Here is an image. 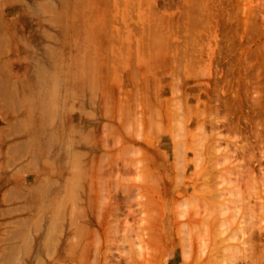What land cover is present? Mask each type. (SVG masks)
Returning <instances> with one entry per match:
<instances>
[{
	"label": "rangeland",
	"instance_id": "1",
	"mask_svg": "<svg viewBox=\"0 0 264 264\" xmlns=\"http://www.w3.org/2000/svg\"><path fill=\"white\" fill-rule=\"evenodd\" d=\"M184 49L192 52H189L191 55H186L188 52ZM184 52L186 58L182 56ZM172 54L177 56V60L173 56L170 62L168 57ZM173 73L177 85L180 84L178 89L188 95L182 93L184 99L179 97L180 91L175 93V97L172 96V90L177 89H171V84L176 85L175 81L170 82L173 81ZM256 74L259 78H255ZM263 74L264 0H0V264H114L111 261L117 264H151L153 261L154 264H213V255H217L221 263L223 260H232L231 264H264V250L261 248H264V229H261L262 232L258 229V226H264V207L260 204L264 200V183L261 182V192H257L259 188L252 190L253 194L250 193V187L255 189L260 186V181L264 182V156L260 157L263 149L260 144L264 143L263 125L261 127V124L259 126L256 123L247 126L246 121L241 119L244 130L249 133H245L247 136L253 137L259 132L255 139L248 136L249 140L240 139L241 144L238 143H247V152L251 150L255 153L252 157L254 160H249V164L252 163L250 165L257 166L251 167L254 168L253 172L238 175V171L230 168L234 171L233 175L231 172L229 176L228 171H225L229 183L222 180L226 178L222 172L212 173L214 183L212 179L203 181L197 174V170L211 163L210 156L214 165L211 163L209 166L215 167L219 160L221 163L219 161L216 167L224 165V161L219 158L221 154L217 155L215 150H212L213 155L211 152L210 155L206 153L207 135H210V142L206 143L208 146L219 141L222 148L227 141L228 145L226 143L221 152L230 149L228 146L231 145V150H238L233 141L228 142L224 137L216 140L215 134L212 135L217 130H220L218 132L221 135L223 133L222 136L231 132L227 126H222L226 115L236 119L239 115L247 114L248 118L255 116L257 120H263ZM247 75L250 79L246 82ZM228 77L232 79L229 78V81ZM147 79L149 82L146 84ZM238 81L240 83L237 86ZM154 83L158 91L161 89L159 92ZM216 83L222 95L215 91ZM255 83L259 84L254 86ZM223 94L228 97L223 99ZM252 95H256L254 99ZM150 96L158 97L159 103ZM170 96L176 98L175 101L179 97L182 103H175ZM146 98L159 107L156 104L149 107L152 102ZM256 98L261 99L256 108L259 113L256 109L253 111V106L249 108ZM189 104L193 108L186 107ZM145 105L150 108L147 107L148 111ZM184 105L189 112L186 110V114L183 111L186 115L183 114L179 119L188 121L183 122L189 128L185 153L188 158L185 160L184 176L182 174L178 179L173 167L171 130L172 126L176 130L179 128L177 122L173 123L176 120L172 119L173 116L171 118V114L179 109L181 111L178 108L181 106L185 110ZM227 106L231 108L227 109ZM246 107L252 112L247 113ZM152 111H155L153 117ZM210 117L215 122H208ZM145 118L149 124L143 127L141 122ZM219 123L224 132L219 128ZM199 124L205 125L204 130H198L201 134L197 133ZM186 128L181 129L182 135ZM196 141H199L197 145L202 151V158L197 151ZM194 151L197 152L194 154ZM214 155L219 156L218 161ZM256 155L261 162L255 158ZM196 156H199V161H195ZM205 156L207 159H203ZM198 162L200 167L197 166ZM225 163L228 164L227 161ZM259 166L263 168L258 170ZM219 168L226 170L223 166ZM254 172L258 178L253 176ZM216 174H220L221 179ZM249 174L256 179L252 178L251 181L252 176ZM237 175L240 179L235 177ZM140 176L142 179L139 180ZM144 176L148 179L144 181L145 185H149H142ZM235 179L239 183H234ZM257 179L259 181H254ZM220 180L224 183H217ZM177 182L183 185L179 186ZM233 183L241 186L239 188L236 185L238 189L231 194L228 188ZM184 185L189 189L180 192ZM204 187L220 190L228 198L243 197L254 213L263 210V218L260 221L258 216L254 217L255 214H246L245 221L240 224L245 229L250 227L247 230L249 234L244 232L245 229H238L226 243L229 248L222 246L214 253L212 242L209 241L211 236L202 240L205 244L207 240L210 242L204 247L202 241V245H199L197 240L200 239L193 233L192 253L188 255L191 258L184 259L179 235L172 232L171 216L178 200ZM237 191L242 193L239 195ZM140 194L142 196L138 197ZM145 199L151 209L147 211L144 208L142 213L140 203ZM238 202L231 200V208L226 211L232 212L235 206H239ZM255 203L259 204L258 207ZM127 204L130 209L133 208L130 213ZM152 210L159 217L156 227L162 229L158 236L162 239L159 241L157 237L154 243L146 235L149 234L147 228L143 229L146 225L142 227V218L148 216L149 212L151 214ZM140 212L143 216L139 220ZM97 217L102 218L100 220ZM226 228L228 230L230 227ZM223 233L220 235L229 234ZM244 234L246 237L250 235L249 240L253 235L257 239L262 236L259 240L263 241V245L261 241L258 242V245H262L259 247L261 250L254 242L259 241L255 237L250 240L252 244H248L257 246L254 247L259 254L256 250L252 251L254 247L242 246L241 241L246 238ZM149 244L152 245L147 249ZM155 246L159 254L152 261V254L148 257L147 254L153 252ZM200 246L207 253V257L204 255L202 259L200 256L204 252ZM246 248L251 251L245 252ZM141 252L147 260L151 259L149 263L144 260L146 257L141 258Z\"/></svg>",
	"mask_w": 264,
	"mask_h": 264
},
{
	"label": "bare ground",
	"instance_id": "2",
	"mask_svg": "<svg viewBox=\"0 0 264 264\" xmlns=\"http://www.w3.org/2000/svg\"><path fill=\"white\" fill-rule=\"evenodd\" d=\"M196 22V21H195ZM166 38H168V37H166ZM165 38V39H166ZM175 45V44H174ZM173 45V46H174ZM189 49V48H188ZM188 49H186V50H188ZM176 50H177V48H176ZM185 50V49H184ZM183 50V51H184ZM186 50H185V52H186ZM191 50V49H190ZM179 52V51H178ZM181 52V51H180ZM183 53V55L182 56H184V54H186V53ZM190 52V51H189ZM187 53L186 55H188V54H190V53H192V52H190V53ZM174 53H175V51H174ZM176 54V53H175ZM175 54H172V56L169 58L168 57V60L169 59H171L173 56H174V59H175V57L177 58V56H175ZM180 54H182V52L180 53ZM179 54V55H180ZM185 55V56H186ZM191 55V54H190ZM182 56H180V57H182ZM183 57V58H186V57ZM192 56H194V54H192ZM179 57V59H182V58H180ZM190 57V56H189ZM191 58H193V57H191ZM173 59V58H172ZM172 59L171 60H169L170 62L172 61ZM175 60H177V59H175ZM175 60H173V62L175 61ZM183 60V59H182ZM184 61V60H183ZM177 63V62H176ZM178 65H179V63H177ZM176 64V65H177ZM183 63H181L180 65H182ZM145 65H147V64H145ZM217 67V66H216ZM235 68V67H234ZM238 68V67H237ZM241 68V67H240ZM230 70H231V68H229ZM174 70V69H173ZM175 70H176V68H175ZM174 70V71H175ZM178 70V69H177ZM214 70H215V68H214ZM213 70V71H214ZM218 70H220V69H218ZM229 70V71H230ZM237 70V69H236ZM239 70V69H238ZM216 72H218L217 71V69L215 70ZM216 72H215V75H216ZM220 72H221V70H220ZM219 72V73H220ZM234 72V71H233ZM219 73H217V74H219ZM226 74V73H225ZM243 74V73H242ZM257 74H258V72H257ZM256 74V77L255 78H257L259 75H257ZM233 75V74H232ZM244 75V74H243ZM246 75V74H245ZM264 75V74H263ZM220 76V75H219ZM249 75H247V79H246V82H247V80H248V77ZM174 77H175V75H174V73H173V81H170V82H174L175 81V79H174ZM177 77V76H176ZM218 77V76H217ZM237 77V76H236ZM253 77V76H252ZM219 78H221V77H219ZM229 78L230 77H228V80H229ZM245 78H246V76H245ZM254 78V79H255ZM259 78V77H258ZM261 78V77H260ZM263 78V77H262ZM227 79V78H226ZM232 78H230V80H231ZM243 79V78H242ZM250 79V78H249ZM221 80V79H220ZM224 80V79H223ZM227 80V81H228ZM229 80V81H230ZM236 80H239V79H237L236 78ZM225 81V80H224ZM223 81V82H224ZM226 81V82H227ZM229 81H228V83H229ZM252 81V80H251ZM255 81V80H254ZM257 81H258V79H257ZM147 82H149V80L147 79V81H146V84H147ZM213 82H216V81H213ZM219 82V81H218ZM256 82V81H255ZM144 83V82H143ZM155 83H157V82H155ZM155 83H154V87H155ZM174 83H176V81L174 82ZM173 83V84H174ZM179 83V82H178ZM238 83H240L239 81L236 83V85L238 86ZM244 83V82H243ZM242 83V84H243ZM253 83V82H252ZM251 83V84H252ZM149 84V83H148ZM162 84V83H161ZM246 83H244V85H245ZM248 84V83H247ZM250 84V85H251ZM259 84V83H258ZM258 84H256L255 83V85L254 86H256V85H258ZM145 85V84H144ZM159 86H161L160 85V83L158 84ZM176 85H177V83H176ZM176 85H173L172 86V84H171V89L172 88H174V87H177V89H175V90H177V91H175L174 89L172 90L173 92H174V95L172 94V96H174L175 97V93H179V91H180V95H183V96H180L179 94V97H182V99H184L183 97H184V94H186L185 96H188L187 95V93H185V92H182L181 90L182 89H178V88H180V87H178V85H180V84H178L177 86ZM215 85H217L216 87H215ZM213 87H215L216 89H215V91L217 90V87L219 88V86H218V84L216 83ZM231 85H232V83H231ZM243 85V86H244ZM260 85H261V83H260ZM164 86V85H163ZM248 86V85H247ZM252 86V85H251ZM261 86H264L263 85V83H262V85ZM149 87H150V85H149ZM149 87H147L146 86V88L148 89ZM153 87V86H152ZM156 87H157V85H156ZM156 87H155V89H156ZM212 87V88H213ZM250 87V86H249ZM253 87V86H252ZM252 87H250V88H252ZM161 88V87H160ZM182 88V87H181ZM197 88H199V87H197ZM211 88V89H212ZM247 88V87H246ZM146 89V91H148ZM222 89H224L223 87H222ZM264 89V88H263ZM154 90V89H153ZM152 90V91H153ZM157 90V89H156ZM161 89H159V91H160ZM165 90V89H164ZM245 90V89H244ZM250 90V89H249ZM158 91V90H157ZM157 91L155 92V90L153 91V92H155L156 94H157ZM158 91V92H159ZM167 91V90H166ZM171 91V92H172ZM215 91L213 92L214 94H216L215 93ZM218 91V93H219V90H217ZM221 91V90H220ZM247 91V90H246ZM245 91V92H246ZM142 92H143V89H142ZM210 92V91H209ZM208 92V93H209ZM233 93H234V91H232ZM149 93V92H148ZM161 93V92H160ZM182 93H184V94H182ZM195 94H196V92H194ZM198 93H199V91H198ZM217 93V94H218ZM144 94H146L147 95V93H144ZM143 94V95H144ZM152 94V93H151ZM200 94V93H199ZM198 94V95H199ZM216 94V95H217ZM231 95H232V93H230ZM235 94V93H234ZM243 94H245L244 92H243ZM247 94H249L248 93V91H247ZM247 94H246V98H247ZM261 94V93H260ZM262 94H263V92H262ZM262 94H261V98H262ZM177 95V96H178ZM197 95V96H198ZM216 95L214 96L215 98H216ZM218 95H222V91H221V94L219 93ZM224 95V94H223ZM264 95V94H263ZM142 96V95H141ZM157 96H159V93H158V95ZM156 96V97H157ZM162 96V95H161ZM167 96V95H166ZM172 96H170L171 97V99L175 102V103H178V104H180V103H182V99H181V101H179L178 99H179V97H177L178 99L175 101L174 99H176V98H174V97H172ZM196 96V95H195ZM213 96V95H212ZM211 96V97H212ZM235 96H238V95H234V97ZM253 96V95H252ZM256 96V95H255ZM255 96H253L252 97V99H254L255 98ZM143 97V99H144V96H142ZM151 97V99L153 98L152 96H150ZM154 97H155V95H154ZM202 97V96H201ZM213 97V98H214ZM225 95H224V97H223V99H225ZM228 97V96H227ZM226 97V98H227ZM244 97V96H243ZM160 98V97H159ZM198 98H199V96H198ZM197 98V99H198ZM204 98V97H203ZM218 98H220V96L218 97ZM222 98V97H221ZM232 98V97H231ZM150 99V98H149ZM148 99V100H149ZM153 99H156V100H158V103H159V99H158V97L157 98H153ZM186 99H188L187 97H186ZM185 99V101H187ZM244 99H245V97H244ZM244 99H241V100H244ZM146 100H147V98H146ZM147 100V101H148ZM155 100V101H156ZM163 99L161 98V101H162ZM165 100V99H164ZM171 100V101H172ZM189 100V99H188ZM215 100V99H214ZM227 100V99H226ZM231 100V99H230ZM240 100V99H239ZM144 101V100H143ZM160 101V102H161ZM172 101V103H174ZM178 101V102H177ZM192 101V100H191ZM197 101V100H196ZM199 101V100H198ZM197 101V102H198ZM207 101V100H206ZM210 102H211V99L209 100ZM221 101V100H220ZM247 101V100H246ZM245 101V102H246ZM249 101V100H248ZM144 102H146V101H144ZM143 102V103H144ZM149 102H152V103H150V105H149V107L150 106H153L154 104H156V103H154L153 104V101H151V100H149ZM148 102V103H149ZM157 102V101H156ZM164 102V101H163ZM180 102V103H179ZM196 102V103H197ZM209 102V103H210ZM239 102V101H238ZM260 102H261V99H259V98H256L255 99V101L254 102H252L253 103V105H250L249 106V108L250 109H252V106H253V111H254V109H256L257 108V106L260 104ZM147 103V104H148ZM162 103V102H161ZM198 103H200V102H198ZM208 103V102H207ZM212 103H214V102H212ZM264 103V102H263ZM263 103H262V105H263ZM144 104H146V103H144ZM144 104H143V106H144ZM165 105V103H162V105ZM168 104V103H167ZM178 104H176V105H178ZM193 104V103H192ZM216 104V103H215ZM217 104H219V102L217 103ZM225 104H226V102H225ZM250 104V103H249ZM249 104H247L246 103V105H249ZM258 104V105H257ZM233 105V104H232ZM237 105H238V103H237ZM261 105V106H262ZM155 106H158V104H156ZM180 106V105H179ZM186 105H184V107H185ZM188 106H190V104L189 105H187L186 107H188ZM198 106V105H197ZM206 106V105H205ZM220 106V105H219ZM222 106V105H221ZM225 106V105H224ZM223 106V107H224ZM145 107H146V105H145ZM147 107H148V105H147ZM147 107L145 108L146 110H147ZM148 107V109H150ZM159 107V106H158ZM160 107H162L163 108V106H160ZM165 107H167V106H165ZM165 107H164V109H165ZM169 107V106H168ZM173 107H175V104L173 105ZM178 106H176V108H177ZM185 107V108H186ZM190 107H192L193 108V106H190ZM190 107H188V108H190ZM229 107L230 106H227V109H229ZM248 107V106H247ZM245 108L246 110H247V113L250 111V112H252L251 110H249V108ZM264 107V106H263ZM156 108V107H155ZM176 108H174L173 110H175ZM178 108H181V111H180V109H179V111L181 112V114H179L180 112L178 111L177 112V110L175 111V113L173 114H171V118H172V116H173V118L172 119H174V120H176V121H174L173 123L175 124L176 122H177V124H178V128L179 129H175L173 126H172V128H173V130H171L172 132V134H171V138H172V140L171 141H173L172 143H173V154H174V163H173V167H174V171H175V176L179 179V177L185 172V167H186V165L187 164H185V163H187L185 160H186V139H187V137H188V135H189V128H188V130H186L187 128H186V126L183 124V122H188V121H186V119H184V120H180L179 118H182V115L183 114H185V113H182L183 111H186L187 110V108L184 110V108L181 106V107H178ZM177 108V109H178ZM182 108H183V110H182ZM191 108V109H192ZM194 108H195V106H194ZM197 108V107H196ZM201 108V107H200ZM217 108V107H216ZM216 108H215V110H216ZM225 109H226V107H224ZM231 108V107H230ZM157 109V108H156ZM161 109V108H160ZM164 109H162V110H164ZM217 109H219V108H217ZM238 109V108H237ZM143 108H142V112H143ZM152 110V109H151ZM153 110H155V109H153ZM159 110V109H158ZM172 110V111H173ZM196 110V109H195ZM258 110H260L259 108H258ZM148 111V110H147ZM161 111V110H160ZM171 111V110H170ZM188 111V110H187ZM186 111V114L189 112H187ZM201 111V110H200ZM210 111V110H209ZM225 111H227V110H225ZM256 111H257V109H256ZM262 111L264 112V109H262ZM155 113V111H152L151 113ZM162 112H164V111H162ZM168 112H169V110H168ZM193 112V111H192ZM217 112V111H216ZM220 112V111H219ZM228 112H229V110H228ZM258 112V111H257ZM151 114L152 115V117H153V115H155V114ZM165 113V112H164ZM166 113H167V111H166ZM259 113V112H258ZM146 114V113H145ZM185 114V115H186ZM192 115H193V113H191ZM196 114V113H195ZM205 114V113H204ZM203 114V115H204ZM207 114V113H206ZM205 114V115H206ZM215 114V113H214ZM218 114V113H217ZM220 114V113H219ZM264 114V113H263ZM160 115V114H159ZM180 115V116H179ZM184 115V116H185ZM192 115H190V116H192ZM198 115H200V113L198 114ZM202 115V117H204ZM226 115V114H225ZM245 115V114H244ZM247 115V114H246ZM246 115L245 116H243V115H239V116H237V118L236 119H234L235 117H232V116H227L226 115V117H224L225 118V124H222V126H223V128H224V125H225V127L226 128H228L229 130H231V132L230 133H228V134H226L225 135V133H224V136H222L223 135V133H222V135H221V132H218V131H220V130H217V134L216 133H213L212 135H214L215 134V137L214 136H212V137H214L216 140L217 139H220V138H226V139H228V142L231 140V141H233L234 142V144L238 147V148H236V149H240V151H238V150H236V152H235V149L234 150H231L232 149V145L231 146H228V147H230V149L228 148H225V149H227V150H224V152H221L220 150H222V148H224V147H226V143H227V141H226V143H225V146L224 145H222V146H224V147H220L219 146V141H218V144L217 143H215V144H213V143H211V145L209 144V146L206 144L209 140V136L207 135V137L206 138H208V139H206L205 137V139L207 140V142L205 143V145L207 146V148H206V153L208 154V155H210L212 152L214 153V151H212V150H215L216 152H218L217 153V155L218 154H221V156L219 157L221 160H223L224 161V165L226 164L225 162L227 161V163L228 164H226L225 166L224 165H221L220 164V166H223L224 168H226V170L225 169H223L222 170V168H219L220 166L218 165V167H216L217 166V164H218V162L220 161L219 159V161L217 160V158L218 157H216L215 155V159L218 161V162H216V166L214 167V166H212V165H214V161L213 160H211L210 158H211V156H210V158H209V160H210V162L212 163V165H210L209 166V164H211V163H209L208 164V166H206L205 168H201L200 170H197V174L202 178V180L204 181H210L212 178H211V176L213 177V179H214V175H212V173L213 174H215V172H217L218 171V173L220 172H222V175L223 176H225L226 175V172L225 171H228L227 173H228V175H229V173H231L232 175H233V172L234 171H232V169L234 170L235 169V171L237 172L236 174H244L245 172H247L248 171V173H251V172H253V169L254 168H251V167H253L252 165H250V164H252V163H250L249 164V160L253 157L254 158V154L255 153H253V151H248L247 152V147H246V145L245 144H247V143H245L244 145H239V144H241L240 143V139H245V140H247L248 139V136H249V138H254L255 137V135L257 134H255V135H253V137H250V135H248L247 136V134H249L248 133V131H246V129L244 130V128H243V125H242V123H241V119H244L245 121H246V123H247V126H248V124L249 125H252V124H254V125H256V123H259L258 125L260 126V124H261V127H262V125H263V128H264V118H263V120H257L256 118H255V116L254 117H250V118H248V117H246ZM255 115V114H254ZM162 116V115H161ZM166 116V115H165ZM188 116V115H187ZM186 116V117H187ZM197 116V115H196ZM223 116V115H222ZM247 116H249V115H247ZM250 116H251V113H250ZM261 116H262V114H261ZM264 116V115H263ZM148 117V116H147ZM151 116H149V118H150ZM213 117V116H212ZM212 117H210L211 119H210V121H208V122H211V120H213L214 118H212ZM218 117V116H217ZM159 118V117H158ZM162 118V117H161ZM200 118V117H199ZM198 118V119H199ZM151 119V118H150ZM153 119V118H152ZM170 119V118H169ZM197 119V118H196ZM197 119V120H198ZM203 119V118H202ZM219 119H221V118H219ZM147 119L145 118V120L143 121V122H141V123H143L142 124V126L144 127V125H148L149 124V121L147 120ZM161 120H163V119H161ZM178 120V121H177ZM188 120V119H187ZM196 120V121H197ZM199 120H201V118L199 119ZM215 120V119H214ZM213 120V121H214ZM146 121V122H145ZM171 121H173V120H171ZM248 121L251 123H248ZM163 122V121H162ZM204 122V121H203ZM205 122H207L206 120H205ZM205 122H204V124H205ZM215 122V121H214ZM216 122H218V118L216 119ZM220 122V121H219ZM170 123V122H169ZM153 124V123H152ZM189 124V123H188ZM203 124V125H204ZM207 124V123H206ZM208 124H210V125H213V124H211V123H208ZM132 125V124H131ZM151 125V124H150ZM182 125H184V127L186 128L184 131H183V135H182V130L184 129V127H182ZM187 125V124H186ZM200 125V124H199ZM202 124L200 125V126H198L197 127V133H200L201 134V132L200 131H198V130H200V129H202V130H204V127H205V125L203 126ZM220 125V123L218 124V126ZM190 126V125H189ZM195 126V125H194ZM221 125H220V127L219 128H221L222 127ZM246 126V127H247ZM151 127V126H150ZM149 127V128H150ZM152 127H153V125H152ZM192 127V126H191ZM211 127V126H210ZM245 127V126H244ZM250 127V126H249ZM252 127V126H251ZM261 127L259 128L258 127V129H261ZM199 128V129H198ZM213 128V127H212ZM223 128H221L222 129V131H223ZM253 128V127H252ZM252 128H250V129H252ZM182 129V130H181ZM254 129H257V128H254ZM149 130V129H148ZM206 130H209L208 128L206 129ZM205 130V131H206ZM212 130V129H211ZM211 130H210V132H211ZM214 130H215V128H214ZM247 130H248V127H247ZM263 130V129H262ZM261 130V131H262ZM163 131V130H162ZM227 131V130H226ZM232 131L234 132V134L235 135H232L233 133H232ZM257 130H255V132H256ZM147 132V131H146ZM213 132V131H212ZM215 132V131H214ZM224 132V131H223ZM250 132V131H249ZM258 132V131H257ZM194 133V132H193ZM195 133H196V131H195ZM232 133V134H231ZM245 133H247V134H245ZM252 133H254V132H252ZM147 134V133H146ZM161 134V133H160ZM160 134H159V137H161L160 136ZM231 134V135H230ZM258 134H259V132H258ZM258 134H257V136L256 137H258ZM158 135V134H157ZM264 135V134H263ZM196 136H197V134H196ZM259 136H261V134L259 135ZM159 137H157V138H159ZM263 137V136H262ZM262 137H260V139L262 140L263 138ZM152 138V137H151ZM197 138H198V136H197ZM195 140H196V138H194ZM201 139H202V136H201ZM200 139V140H201ZM204 139V140H205ZM211 139H213V138H211ZM210 139V140H211ZM255 139V138H254ZM257 140H258V138H256ZM169 140V139H168ZM188 140V139H187ZM244 140V141H245ZM249 140V139H248ZM192 142H194V140H191ZM203 141V140H202ZM213 140H211V142H212ZM220 141H222V140H220ZM254 141V140H253ZM199 142V141H198ZM198 142L196 141L195 143H196V145L198 144ZM203 142H205V141H203ZM210 142V141H209ZM208 142V143H209ZM215 142V141H214ZM249 142V141H248ZM251 142H252V140H251ZM256 142V141H255ZM254 142V143H255ZM151 143V142H150ZM202 143V142H201ZM200 143V147H202L201 144ZM239 143V144H238ZM257 143V142H256ZM156 144V143H155ZM163 144V143H162ZM229 144H231V143H229ZM233 144V143H232ZM260 144V143H259ZM264 143L262 142V144H260L261 146H263L262 148L264 149V145H263ZM167 145V144H166ZM195 145V146H196ZM227 145H228V143H227ZM199 145H197V151H198V153H200L199 155H200V157H201V152H200V149H199V147H198ZM257 146H259V145H257ZM191 147V146H190ZM192 147H193V145H192ZM219 147H220V149H219ZM248 147H249V145H248ZM255 147H256V145H255ZM255 147H253V148H255ZM138 148H140V147H138ZM193 148H195V147H193ZM192 148V149H193ZM258 148H260V147H258ZM196 149V148H195ZM199 149V150H198ZM201 149H203V148H201ZM256 149V148H255ZM261 149V148H260ZM262 149V151H261V155L262 156H260V157H263L264 156V150ZM168 150V149H167ZM203 150H205V147H204V149ZM231 150V151H230ZM144 151V150H143ZM166 151V150H165ZM189 151V150H188ZM197 151H194V154H195V152H197ZM221 153H220V152ZM145 152H146V150H145ZM160 152V151H159ZM204 152V151H203ZM211 152V153H210ZM215 152V153H216ZM237 152H241V153H239V154H241V156L239 157V155L237 154ZM147 153V152H146ZM213 153L211 154V155H213ZM198 155V154H197ZM237 155H238V157H237ZM258 155V154H257ZM255 156V158L257 159V157L258 156ZM141 156V155H140ZM146 157V156H145ZM149 157V156H148ZM199 157V156H198ZM197 156H196V158L195 159H197V160H195V161H199V158H198ZM207 156H205L203 159H207L206 158ZM223 159H222V158ZM260 157H258V158H260ZM188 158V157H187ZM202 158V157H201ZM212 158H213V156H212ZM236 158V161L234 162V159ZM237 158H239V159H237ZM252 158V159H253ZM154 158L152 157V160H153ZM150 160H151V158H150ZM215 160V161H216ZM254 160V159H253ZM257 160H259V159H257ZM264 160V159H263ZM213 161V162H212ZM251 161V160H250ZM260 162L262 161V160H259ZM153 162H155V161H153ZM209 162V161H208ZM253 162V161H252ZM151 163L152 162H150V165H151ZM219 163H221V161L219 162ZM229 163H231L233 166L232 167H230L229 165H231V164H229ZM248 163V164H247ZM254 163V162H253ZM128 165L129 164H131V163H127ZM142 164H143V162H142ZM196 164V163H195ZM145 165H146V163H145ZM150 165H148V166H150ZM154 165V164H153ZM199 165V162H198V164H197V166ZM250 165V166H249ZM126 166V165H125ZM147 166V165H146ZM152 166V165H151ZM201 166H202V164H201ZM145 167V166H144ZM199 167H200V165H199ZM254 167H257V166H254ZM260 167L261 166H259V168H258V170L260 169ZM198 168V167H197ZM230 168H232V169H230ZM261 168H263V166L261 167ZM147 169V168H146ZM216 170V171H215ZM263 170V169H262ZM147 171H149V170H147ZM255 171V170H254ZM144 172V171H143ZM223 172H225V173H223ZM261 172V171H260ZM260 172H259V175H261L260 174ZM264 172V171H263ZM156 173V172H155ZM256 172H254L253 173V176L254 177H256V175H254ZM238 174V175H239ZM140 175V174H139ZM168 174L166 173V176H167ZM217 175V174H216ZM215 175V176H216ZM235 176L236 178H238V179H240L239 177L240 176ZM171 176V175H170ZM183 176H184V174H183ZM218 176L220 177V179H221V176H220V174H218L216 177L218 178ZM230 176V175H229ZM228 176V177H229ZM249 176H252V175H250L249 174ZM251 177V181L253 180L252 178H254V177ZM159 177V176H158ZM169 176H167L166 178H168ZM226 178L224 179V177L222 178V180H224V182L226 183V182H228L229 183V180L227 179L228 177L227 176H225ZM242 177V176H241ZM261 177V176H260ZM260 177H259V179H260ZM155 178V177H154ZM161 178V177H160ZM210 178V179H209ZM234 178V176L232 177V179ZM256 178H258V177H256ZM256 178H254V179H256ZM140 179H142V177L140 176V178H139V180ZM212 179V181H213V183L215 182L214 180ZM242 179H244V178H242ZM250 179V178H249ZM126 180H127V178H126ZM148 179L144 176L143 177V184L142 185H144V186H146L148 183H146V185H145V182L144 181H147ZM217 180H219V179H217ZM216 180V181H217ZM226 180V181H225ZM228 180V181H227ZM261 180H263V179H261ZM186 181V180H185ZM221 181V180H220ZM217 182V183H224L223 181H221V182ZM232 181V180H231ZM230 181V182H231ZM233 181H234V179H233ZM237 180L235 179V182L234 183H237L236 182ZM254 181H259L258 179L257 180H254ZM154 182V181H153ZM200 182H201V180H200ZM261 182L262 183H264L263 181H260L259 182V184H260V186H256V187H258V188H256L254 185H255V182H252V183H254V187H255V189H251V187H250V193L251 194H253L252 193V190H256V189H259L257 192H259L260 190H262L261 189ZM232 183V182H231ZM233 183V185L231 186V185H229L230 186V188H228V189H230L229 191H230V193L232 192L233 193V191L235 190V192H236V190L238 189V187H236V185H238L239 186V184H234ZM239 183V182H238ZM249 183H251V182H249ZM177 185H179L180 186V184H182V182H177L176 183ZM202 184V183H201ZM200 184V185H201ZM212 184V183H211ZM149 185V184H148ZM183 185V184H182ZM195 185V184H194ZM198 186V185H197ZM217 185H213V187H216ZM227 186V185H226ZM241 186V185H240ZM240 186H239V188H240ZM128 187H130V186H128ZM127 186H126V188H128ZM188 186L186 185H184L183 186V189H182V187H181V190H180V192H182L183 190H185L186 188H187ZM132 188H134V187H132ZM131 188V189H132ZM140 188V187H139ZM139 188H137V189H139ZM176 188V187H175ZM179 188V187H178ZM224 188V187H223ZM225 188H227V187H225ZM237 188V189H236ZM253 188V187H252ZM146 189V188H145ZM144 189V190H145ZM180 189V188H179ZM179 189H177V190H179ZM187 189H189V188H187ZM212 189V188H211ZM209 190V189H206L205 187L204 188H199V189H196L195 191H194V193L192 194V195H189L188 197H185V198H183L182 200H178L177 201V203H176V207H175V209H173V214H172V216H171V218H172V224H173V231L172 232H176V234L177 235H179V237L178 236H175V237H178V241H179V244H180V246H181V248H182V253H183V258L184 259H188V258H191V255H190V257L188 256L190 253H192L191 252V245L193 244V240L191 239V238H193L192 236H193V233H194V235H196L200 240H197V241H199L198 243H199V245L201 244V243H203V246L205 247V245H208L210 242H212V245L213 246H211L212 247V252L214 251V252H216L218 249H219V247H222V246H225V248H229V246L228 245H226V243H227V241H229L228 239H230L231 238V236H233L234 235V233L238 230V229H240V230H244L245 229V226H243V224H240L241 222H243V221H245V219H246V214H250V215H254V217H257L258 216V220H260V221H262L260 218H263L264 216H263V214H262V211L264 210H262L260 213L259 212H256V213H258V215L256 214V213H254L255 211H253V209L252 208H250L249 207V205H247V203L245 202V200H244V198L243 197H238V198H236V196L235 197H230V198H228V197H225V196H227V194L225 195V193L223 192L222 193V191H220V190ZM151 190V189H150ZM241 190V189H240ZM127 192L128 191H131V190H126ZM149 191V190H148ZM229 191H228V193H229ZM243 191V190H242ZM132 192V191H131ZM239 191H237V193H238ZM256 192V191H255ZM254 192V193H255ZM256 192V193H257ZM261 192V191H260ZM226 193H227V191H226ZM231 193V194H232ZM242 192L240 191L238 194L240 195ZM263 193V192H262ZM128 194V193H127ZM142 194V193H141ZM139 195L138 197H140V196H142V195ZM144 194V193H143ZM152 194V193H151ZM236 194V193H235ZM147 195V194H146ZM146 195H145V197H146ZM179 195V194H178ZM148 196V195H147ZM263 197H264V195H262ZM182 197V196H181ZM251 197V196H250ZM130 198V197H129ZM154 198V197H153ZM249 198V197H248ZM257 198V197H256ZM259 198V197H258ZM131 199V198H130ZM140 198H138V200H139ZM152 199V198H151ZM251 199V198H250ZM142 200V199H141ZM140 200V201H141ZM153 200V199H152ZM227 200H229V202L232 200V201H234V203H235V201L236 202H238V201H240L241 203L239 204V202H238V204H239V206H235V208L236 209H233V211L232 212H230V213H228V211H226L228 208H231V206H230V204L231 203H229V202H227ZM260 200H261V198H260ZM127 201H128V199H127ZM258 201H259V199H258ZM263 202H264V200H262ZM261 201V202H262ZM260 203V204H262V208L264 207L263 205H264V203ZM155 203V202H154ZM158 203V202H157ZM157 203H156V205H157ZM160 203V202H159ZM256 204V203H255ZM254 204V205H255ZM129 205L130 206H132L131 204H130V202H129ZM142 206V208H140L141 206ZM140 205L138 204V206H140L139 208L141 209L140 211L142 212V211H144L143 209L145 208H147V211H149V209H151V207H150V205H149V202H148V200H143V201H141V203H140ZM154 205V204H153ZM253 205V204H252ZM257 205V204H256ZM259 205V204H258ZM258 205H257V207H258ZM118 206V205H117ZM127 206H128V204H127ZM261 206V205H260ZM158 207V206H157ZM211 207V208H210ZM114 208V210L115 209H117V207L115 208V207H113ZM128 208L130 209V207L128 206ZM132 208V207H131ZM149 208V209H148ZM160 208V207H159ZM162 208V207H161ZM203 208V210H204V213H203V210L201 211V209ZM240 208H241V211H240ZM256 208V207H255ZM112 209V208H111ZM128 209V210H129ZM251 209H252V211L253 212H251ZM131 210H133V208L132 209H130V211H129V213L131 212ZM199 210H200V212L201 213H203V214H201L200 212H199ZM118 211V210H117ZM134 211H135V208H134ZM133 211V212H134ZM153 212L150 214V212L148 213V212H146L145 211V213H148L149 215L148 216H146L145 214V217H143L142 218V216H143V214L141 215V212H140V215H141V217L140 216H138V217H140L139 218V220L142 218L143 219V222L145 223H143V225H142V227L144 226V225H146V226H144L143 227V229H145V227L147 228V232L149 233V234H146V231H144L145 232V234L149 237V240L150 241H152V243H154L155 241H157L156 239H157V237L158 236H160L159 235V233L160 232H162V231H160V230H162V229H159L158 227H156V225L159 223V217H158V215L156 214V212L154 213V210H152ZM239 211V212H238ZM107 212V211H106ZM114 212V211H113ZM132 212V213H133ZM227 212V214L226 215H224L225 213ZM264 212V211H263ZM112 213V212H111ZM110 213V214H111ZM142 213H144V212H142ZM200 213V214H199ZM251 213H253V214H251ZM133 214H135V213H133ZM98 216H101V214L99 215L98 214ZM263 216V217H262ZM102 217H104V216H102ZM101 217V218H102ZM117 217V216H116ZM128 217V214H127V216H126V218ZM137 217V218H138ZM181 217H183V218H181ZM98 219H100L101 220V218H99V217H97ZM239 218H241V219H239ZM162 218H160V220H161ZM127 221H128V219H126ZM235 220H236V223H234L235 222ZM99 221V220H98ZM102 221H103V219H102ZM101 221V222H102ZM240 221V222H239ZM260 221H259V223H260ZM100 222V221H99ZM126 222V221H125ZM130 222V221H129ZM139 222H141V221H139ZM239 222V223H238ZM103 223V225H104V221L102 222ZM128 223V222H127ZM258 223V222H257ZM126 224V223H125ZM128 225V224H127ZM126 225V226H127ZM130 226H131V222H130V224H129ZM128 225V226H129ZM139 225H140V223H139ZM216 225L218 226V227H216ZM257 225V224H256ZM258 225H260V224H258ZM262 225H264V223L262 222ZM127 226V227H128ZM129 226V227H130ZM141 227V226H140ZM139 227V228H140ZM141 227V228H142ZM161 228H162V226H160ZM226 227H230L228 230H227V228ZM264 226H258V229H259V231L260 232H262V231H264V230H262L261 231V229H264L263 228ZM105 228V227H104ZM249 228L250 227H247L245 230H244V232H246V234H249V231H247V230H249ZM257 228V227H256ZM130 229H131V227H130ZM141 231H142V229H141ZM227 233H229V234H225L226 232ZM241 231V232H242ZM144 232H143V234H144ZM224 232V233H223ZM248 232V233H247ZM250 232H253V234H254V231H250ZM259 232V233H260ZM221 233H223V234H225V236H223V235H220ZM142 234V236H144ZM162 234V233H161ZM192 235V236H191ZM260 235H261V233H260ZM262 235H264V233L262 234ZM211 236V237H210ZM243 236V235H242ZM247 236V235H246ZM245 236V234H244V236L243 237H246ZM252 236V235H251ZM254 237H255V235H253ZM196 237V238H197ZM208 238V237H210V239L211 240H209L210 242H208V240L206 241L207 242V244H205V242H203V241H205L204 239H206V238ZM254 237H251V239L253 238V240H254ZM144 238V237H143ZM196 238H195V240H196ZM249 238H250V235H249V237H246V238H244V239H242V241H241V243H242V246L244 245V248H245V246L246 247H251V249H253V247L255 246V245H253V247H252V245L251 246H249L250 245V243L252 244V242L253 241H250L249 240ZM256 238V240H259V239H261L262 238V236H261V238L260 237H258L259 239H257V237H255ZM161 240L162 239V237L161 238H159L158 237V240ZM141 240H142V237H141ZM148 240V241H149ZM159 240V241H160ZM203 240V241H202ZM146 241H147V239H146ZM150 241H149V243H150ZM167 241V240H166ZM169 241V240H168ZM200 241H202L201 243H200ZM250 241V242H249ZM262 242V245H263V241L262 240H259V241H255L254 240V242H256V245L258 246V249H260L259 247L260 246H262L261 244H259L258 245V242ZM144 242H145V239H144ZM163 242V241H162ZM162 242H160V243H162ZM195 242V241H194ZM247 242H249V243H247ZM148 243V242H147ZM160 243H157V244H159L160 245ZM230 243V242H229ZM246 244V245H245ZM249 244V245H248ZM144 245H146V244H144ZM143 245V246H144ZM150 245H152V244H149V245H147L146 246V248L148 249L149 248V246ZM198 245V246H199ZM202 245V244H201ZM142 246V245H141ZM163 246V245H162ZM161 246V247H162ZM193 246V245H192ZM197 246V247H198ZM203 246H200L201 248L203 247ZM210 246V245H209ZM208 246V247H209ZM257 246H255V247H257ZM264 246V245H263ZM152 247V246H151ZM160 247V246H159ZM165 247V246H164ZM204 247H203V249H202V252H204L205 250H204ZM254 247V248H255ZM143 248V247H142ZM142 248H141V250H142ZM163 248V247H162ZM262 248V250H264V248L263 247H261ZM154 249V251L153 252H148V253H150V254H147V257L148 256H150L151 254V258H152V261H153V258H155V255L158 253L159 254V252H158V248L155 246V248H153ZM177 249V248H176ZM258 249L256 250V248L255 249H253L252 251H255L256 250V252L258 251ZM206 250H207V248H206ZM261 250V249H260ZM149 251H151V250H149ZM251 250L249 249H247L246 248V250H245V252H250ZM102 252V251H101ZM142 252H144V251H142ZM142 252H141V258H145L146 256H144V255H142ZM201 252V251H200ZM201 252V253H202ZM213 252V253H214ZM263 252V251H262ZM262 252H261V254H262ZM200 253V254H201ZM205 253L206 252H204V254L202 255V256H200V255H198V256H200L201 257V259L203 258V256L205 255ZM210 253H211V251H210ZM258 253V252H257ZM172 254V253H171ZM199 254V253H198ZM207 254V253H206ZM218 254V253H217ZM259 254V253H258ZM263 254H264V252H263ZM211 255V254H210ZM159 257V259H161L160 258V255H158ZM165 256V255H164ZM206 256V255H205ZM216 256V257H215ZM213 255V259L211 260V261H213V264L215 263V264H231L232 263V260L231 261H228V260H223L222 261V263H221V261H219V259H218V256L217 255ZM147 257H146V259H144V260H146V262L147 263H149L150 262V260L148 259L147 260ZM181 257V256H180ZM195 257V256H194ZM199 257V258H200ZM207 257V256H206ZM103 258V257H102ZM140 258V259H141ZM168 258V257H167ZM198 258V259H199ZM205 258V257H204ZM110 259V258H109ZM108 259V260H109ZM156 259V258H155ZM180 259V258H179ZM225 259H227V258H225ZM117 260V259H116ZM174 260V259H173ZM177 260V259H176ZM149 261V262H148ZM159 261H161V260H159ZM169 261V260H168ZM199 261V260H198ZM198 261L197 262H195V263H198ZM109 262V261H108ZM154 262V261H153ZM153 262H151V264L153 263ZM185 262H187V260H185ZM206 262H209V261H206ZM110 263V262H109ZM108 263V264H109ZM111 263H114V264H117L116 263V261L115 262H113V261H111ZM119 263V262H118ZM143 263H144V261H143ZM158 263H160V262H158ZM157 263V264H158ZM188 263V262H187ZM100 264V263H99ZM103 264V263H102ZM154 264V263H153ZM165 264V263H164ZM180 264H181V262H180ZM206 264V263H205Z\"/></svg>",
	"mask_w": 264,
	"mask_h": 264
}]
</instances>
